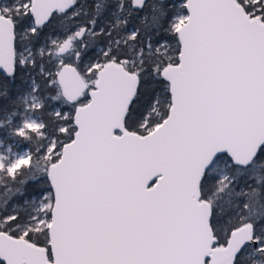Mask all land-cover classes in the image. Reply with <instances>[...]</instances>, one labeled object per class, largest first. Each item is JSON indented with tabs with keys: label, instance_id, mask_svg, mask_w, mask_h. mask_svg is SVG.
<instances>
[{
	"label": "snow or ice",
	"instance_id": "snow-or-ice-1",
	"mask_svg": "<svg viewBox=\"0 0 264 264\" xmlns=\"http://www.w3.org/2000/svg\"><path fill=\"white\" fill-rule=\"evenodd\" d=\"M0 264H264V0H0Z\"/></svg>",
	"mask_w": 264,
	"mask_h": 264
}]
</instances>
